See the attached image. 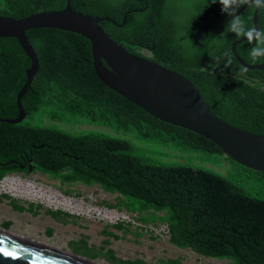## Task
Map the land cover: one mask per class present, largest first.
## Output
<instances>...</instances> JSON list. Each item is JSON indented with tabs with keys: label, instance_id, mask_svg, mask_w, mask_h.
Masks as SVG:
<instances>
[{
	"label": "trees",
	"instance_id": "trees-1",
	"mask_svg": "<svg viewBox=\"0 0 264 264\" xmlns=\"http://www.w3.org/2000/svg\"><path fill=\"white\" fill-rule=\"evenodd\" d=\"M178 1L181 4L70 0V5L76 12L108 18L100 27L128 53L150 52L151 61L186 77L221 121L264 136V71L242 69L230 51L234 41L254 34L255 4L229 19L248 0ZM65 4L66 0H0V16L21 19L61 10ZM256 22L257 38L235 47L248 65L264 64V0H258ZM25 35L39 68L21 99L25 120L0 123V180L32 167L63 184L98 185L121 196L116 205L107 204L108 209L151 211L153 221L166 224L169 242L179 249L233 264H264V200L246 195L212 171L142 159L126 139L73 135L28 123L35 114L54 121L64 119V114L164 147L223 155L206 139L150 117L108 89L96 75L86 39L55 29ZM29 67L17 40L0 38V119L18 116L16 95ZM158 212L164 215L158 218Z\"/></svg>",
	"mask_w": 264,
	"mask_h": 264
},
{
	"label": "rangeland",
	"instance_id": "rangeland-1",
	"mask_svg": "<svg viewBox=\"0 0 264 264\" xmlns=\"http://www.w3.org/2000/svg\"><path fill=\"white\" fill-rule=\"evenodd\" d=\"M170 3L181 4L178 0H170ZM142 53L144 51H141ZM63 116L64 119L54 121L42 114H35L26 121L31 125L56 128L73 135L90 134L126 139L132 143L133 153L142 159L158 164L188 165L212 171L227 178L246 195L264 200V175L248 170L224 155L210 156L203 153L184 152L142 141L131 134L91 124L83 119H72L64 114ZM5 178L20 179L23 183H31L37 188L48 190L52 195L68 198L75 208L65 210L61 206L52 205V207L46 201L12 197L0 188V230L14 232V234L18 230L13 220H7L11 218L9 204L11 211L20 215L22 214L18 213L19 210L14 204L25 208L30 204L34 206L35 211L27 210L25 212L27 215L21 216L22 220L25 219L28 223V228L20 227V231L22 237L30 240L29 242L50 246L70 257L100 264H233L228 259L206 258L189 249L173 246L167 238L166 224L158 219L153 221L151 211L140 213L136 210L134 214L126 208L120 211L108 209L107 204L116 205L121 196L107 193L98 185L88 186L81 182L63 184L58 179H52L33 170L30 173H9ZM80 209L83 211H78ZM88 209H92L91 212L88 213ZM94 210L100 211L101 215H97ZM109 210L116 211L120 216L125 215L131 221H121L116 225L109 224L107 219L103 218L104 212ZM75 212L79 214L76 215ZM46 215L57 221L48 216L57 225V229L62 230L64 236L61 234L58 236L56 229L45 223ZM155 215L161 218L164 213L158 212ZM141 217L146 220H141ZM36 221L35 230L37 231L31 232V225H34ZM161 229L164 232H160ZM0 233L4 232L0 231ZM96 236L102 237L103 240L94 241ZM110 247H115L117 250Z\"/></svg>",
	"mask_w": 264,
	"mask_h": 264
},
{
	"label": "water",
	"instance_id": "water-1",
	"mask_svg": "<svg viewBox=\"0 0 264 264\" xmlns=\"http://www.w3.org/2000/svg\"><path fill=\"white\" fill-rule=\"evenodd\" d=\"M253 4L254 34L234 41L230 51L242 69L264 71V64L248 65L235 52L238 44L251 42L258 36V0H248L238 13L229 15V19H235ZM101 21L110 20L74 11L70 0H66L61 10L41 11L21 19L0 16V38L16 39L30 60L26 82L16 95L19 114L14 119H0V123L17 125L26 118L21 99L30 89L39 63L25 33L35 29H55L79 35L90 42L96 75L115 94L160 122L206 139L234 163L264 173V136L243 132L221 121L209 110L186 77L163 68L145 56L128 53L108 37L99 25ZM28 170L31 172V167ZM0 231L6 233H0V264H97L70 257L50 246H37L14 233Z\"/></svg>",
	"mask_w": 264,
	"mask_h": 264
},
{
	"label": "bare ground",
	"instance_id": "bare-ground-1",
	"mask_svg": "<svg viewBox=\"0 0 264 264\" xmlns=\"http://www.w3.org/2000/svg\"><path fill=\"white\" fill-rule=\"evenodd\" d=\"M0 188L2 189V191L9 193L12 197H20L34 201L40 200L42 202L46 201L47 204L50 206L52 205H54L55 207L61 206L65 210L75 209L73 208L72 201L70 199L64 197L61 198V196L59 195H52L48 190L37 188L34 184L31 183H23L20 179L4 178L2 182L0 181ZM91 210L92 209H88L87 212H91ZM78 211H83V209H80ZM1 234H6V233H1ZM31 243L37 246H42L41 244L35 242H31Z\"/></svg>",
	"mask_w": 264,
	"mask_h": 264
},
{
	"label": "crops",
	"instance_id": "crops-1",
	"mask_svg": "<svg viewBox=\"0 0 264 264\" xmlns=\"http://www.w3.org/2000/svg\"><path fill=\"white\" fill-rule=\"evenodd\" d=\"M14 205H16V204H14ZM16 206H18V207H21V208H23L24 209V211L23 212H18V213H21L22 215H27L25 212L27 211V210H30V209H32V211H35V210H33V208H34V206L32 205V204H30L27 208H25V207H23V206H21V205H16ZM8 207H9V211H10V213H11V218H9V219H7V220H13V222H14V225H15V228H17L18 230L16 231V233L15 234H17V235H19V236H23L22 235V233H21V231H20V227H25V228H28L27 226H28V223L26 222V220L25 219H23L22 220V218H21V216L22 215H20V214H17L16 212H13V211H11V209H10V204L8 205ZM17 209V208H16ZM23 213H25V214H23ZM46 214H48V213H46ZM35 216H38V215H35ZM49 215H46L45 216V218H46V224H48V226H51V227H53V228H55L56 229V233L58 234V236H60V234L62 235V236H64L63 235V233L61 232L62 230H58L57 229V225L54 223V221L55 222H57L56 220H54V218H52L51 216H49L51 219H53V220H51L49 217H48ZM40 220V219H39ZM50 221V222H49ZM36 224H37V221L34 223V225H31V232H34V231H37V230H35L37 227H36ZM107 227H108V225H107ZM12 233H14V232H12ZM166 237V236H165ZM60 238V237H59ZM167 238H168V236H167ZM46 240V239H45ZM99 240V242H100V240H103V238L102 237H95L94 238V241H98ZM168 241H169V239H168ZM45 243V242H44ZM150 243V242H149ZM110 249H116L115 247L114 248H111L110 247ZM117 250V249H116ZM94 263H97V262H94ZM97 264H100V263H97Z\"/></svg>",
	"mask_w": 264,
	"mask_h": 264
},
{
	"label": "built area",
	"instance_id": "built-area-1",
	"mask_svg": "<svg viewBox=\"0 0 264 264\" xmlns=\"http://www.w3.org/2000/svg\"><path fill=\"white\" fill-rule=\"evenodd\" d=\"M142 54H144V56H146L148 58L152 57L150 52L144 51V53H142ZM55 209H57V208H55ZM95 212L97 213V215H101L100 211L95 210ZM75 214L78 215L79 213L75 212ZM103 218L107 219V222L109 224H112V225H116L118 222H121V221H127V222L131 221V219L129 220V218L127 216H125V215L120 216L116 211H113V210H109L107 212H104ZM150 230H152V229H150ZM160 232H164V230L161 229ZM167 233H168V229H167Z\"/></svg>",
	"mask_w": 264,
	"mask_h": 264
},
{
	"label": "flooded vegetation",
	"instance_id": "flooded-vegetation-1",
	"mask_svg": "<svg viewBox=\"0 0 264 264\" xmlns=\"http://www.w3.org/2000/svg\"><path fill=\"white\" fill-rule=\"evenodd\" d=\"M150 59V58H148ZM21 168H24L23 166H21ZM22 171L20 173H30L29 170L27 169L26 171H24V169H21ZM31 170L34 171V169L31 167ZM34 172H37V171H34Z\"/></svg>",
	"mask_w": 264,
	"mask_h": 264
},
{
	"label": "snow or ice",
	"instance_id": "snow-or-ice-1",
	"mask_svg": "<svg viewBox=\"0 0 264 264\" xmlns=\"http://www.w3.org/2000/svg\"><path fill=\"white\" fill-rule=\"evenodd\" d=\"M0 251H2V250H0ZM8 255H10V254H8Z\"/></svg>",
	"mask_w": 264,
	"mask_h": 264
}]
</instances>
